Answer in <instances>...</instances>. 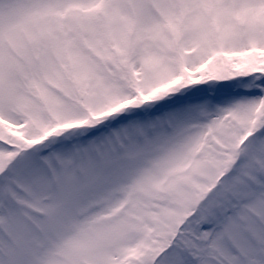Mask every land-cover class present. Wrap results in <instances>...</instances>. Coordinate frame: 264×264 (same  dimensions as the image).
<instances>
[{
	"label": "snow or ice",
	"instance_id": "snow-or-ice-1",
	"mask_svg": "<svg viewBox=\"0 0 264 264\" xmlns=\"http://www.w3.org/2000/svg\"><path fill=\"white\" fill-rule=\"evenodd\" d=\"M0 264H264V0H0Z\"/></svg>",
	"mask_w": 264,
	"mask_h": 264
}]
</instances>
